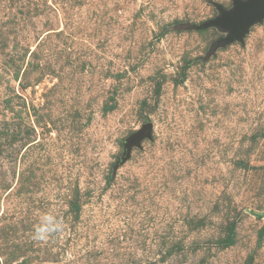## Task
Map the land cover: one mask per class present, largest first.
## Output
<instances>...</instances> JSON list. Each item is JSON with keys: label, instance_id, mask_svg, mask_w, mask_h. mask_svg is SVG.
I'll use <instances>...</instances> for the list:
<instances>
[{"label": "rangeland", "instance_id": "1", "mask_svg": "<svg viewBox=\"0 0 264 264\" xmlns=\"http://www.w3.org/2000/svg\"><path fill=\"white\" fill-rule=\"evenodd\" d=\"M218 5L0 0V264H264V21Z\"/></svg>", "mask_w": 264, "mask_h": 264}, {"label": "water", "instance_id": "2", "mask_svg": "<svg viewBox=\"0 0 264 264\" xmlns=\"http://www.w3.org/2000/svg\"><path fill=\"white\" fill-rule=\"evenodd\" d=\"M233 8L224 9L218 5L219 16L202 25V28H219L227 33L226 37L216 43V46L233 42H244L250 28L264 21V0H232ZM153 125L147 124L130 136L124 143L125 153L119 165L130 157L134 147H140L141 142L152 136Z\"/></svg>", "mask_w": 264, "mask_h": 264}, {"label": "clouds", "instance_id": "3", "mask_svg": "<svg viewBox=\"0 0 264 264\" xmlns=\"http://www.w3.org/2000/svg\"><path fill=\"white\" fill-rule=\"evenodd\" d=\"M64 229L65 224L62 219L50 213H44L34 226L32 239L34 242L45 243L50 237L62 233Z\"/></svg>", "mask_w": 264, "mask_h": 264}]
</instances>
